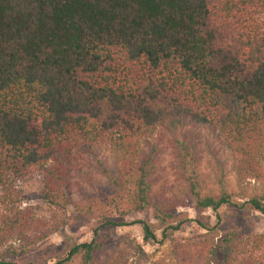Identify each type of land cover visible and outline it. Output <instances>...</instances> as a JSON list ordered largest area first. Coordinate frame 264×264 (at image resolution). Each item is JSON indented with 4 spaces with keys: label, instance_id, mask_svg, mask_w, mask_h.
Masks as SVG:
<instances>
[{
    "label": "trees",
    "instance_id": "1",
    "mask_svg": "<svg viewBox=\"0 0 264 264\" xmlns=\"http://www.w3.org/2000/svg\"><path fill=\"white\" fill-rule=\"evenodd\" d=\"M263 14L264 0H0V264H127L106 249L120 219L149 211L143 240L162 244L191 221L175 211L186 200L217 219L225 206L264 212V189L242 185L264 181ZM160 128L174 182L159 174V146L141 145ZM200 130L228 154L235 188L216 155L201 171ZM81 151L109 187L101 213L69 194ZM34 172L54 225L22 205L20 183ZM70 204L89 238L68 239L52 262L27 258L74 225ZM196 222L211 237L172 242L173 264H264V232L216 234Z\"/></svg>",
    "mask_w": 264,
    "mask_h": 264
},
{
    "label": "rangeland",
    "instance_id": "2",
    "mask_svg": "<svg viewBox=\"0 0 264 264\" xmlns=\"http://www.w3.org/2000/svg\"><path fill=\"white\" fill-rule=\"evenodd\" d=\"M264 19V14L262 15ZM202 151L201 171L204 174L211 173L214 170L215 160L213 155H216L218 161H224L229 170L228 182L230 187H236V175L229 166V156L214 141L212 136L205 131L200 130ZM169 133L160 128L153 136L149 137L146 143L143 141L141 145L147 151L149 149L147 142L156 143L161 149L159 158V174L162 178L168 179L169 182H174V174L171 168L172 154L171 148L168 145ZM74 166L80 170L81 176L73 177L72 186L69 194L74 202H81L84 211L89 208H98L101 213L105 206L102 204L103 196L108 193V184L104 181L102 175L96 170L95 162L92 156L84 151L76 152L72 160ZM90 172L91 178L87 177ZM41 175L38 172L28 174L24 177L20 186L23 193L28 195L27 199L23 200L24 205L34 206L35 216H39L48 220L51 225H54L56 219L53 207H49L42 200L37 199L34 195L41 188ZM210 181V179H209ZM242 185L247 192L255 191L263 193L264 181L257 179H246ZM177 192L171 190L168 192L169 197L177 196ZM244 199H240L243 201ZM264 202V198L262 200ZM36 205V206H35ZM177 213L185 214L191 221L187 222L186 227L182 230L175 231L171 238L165 240L162 244L150 243L143 240L142 226L138 223L139 220H150L155 222L149 211L131 213L120 220L125 222L124 225L117 226L109 231V237L106 240L107 248L122 251L127 259V264H173L168 254V246L174 241H181L184 238L191 237L194 240L202 239L206 236L205 233L212 231L202 228L197 224L196 220L205 222L209 227L214 226L213 230L217 233H224L226 230L238 231L240 235H250L264 232V212L248 209L247 207L238 209L236 207H221L217 213L220 218L217 219L216 212L213 210L200 211L194 207L193 201L186 200L184 205L175 208ZM73 214L74 225H63L60 231L50 234L46 239L36 244V247L26 253V257L31 259L37 256L41 259H46L47 262H52L54 256L61 252L64 248L65 241L75 240L77 242L88 239L90 232L86 226V220L79 217V213L74 211L72 204L68 205L64 217ZM64 218V219H65ZM89 221H94V217ZM213 232L212 236L215 235ZM214 237V236H213Z\"/></svg>",
    "mask_w": 264,
    "mask_h": 264
}]
</instances>
